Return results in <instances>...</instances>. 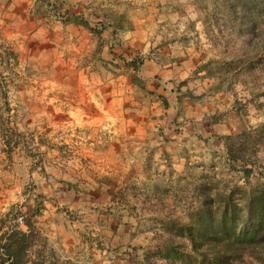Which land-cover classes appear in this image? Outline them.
I'll return each mask as SVG.
<instances>
[{"label": "rangeland", "instance_id": "1", "mask_svg": "<svg viewBox=\"0 0 264 264\" xmlns=\"http://www.w3.org/2000/svg\"><path fill=\"white\" fill-rule=\"evenodd\" d=\"M230 2L199 1L207 41L194 39L198 35L195 26L182 28L192 41L190 45L200 49L191 75L196 80L194 84L200 86L179 89L178 104L172 106L160 96L155 98L157 103H152L155 95L145 89L138 75L142 58L126 60L120 45L116 42L109 47L99 29L89 27V53L72 58L67 51H56L55 45L41 41L42 35H31L35 28L25 25L26 18L20 15L19 7L0 0V218L4 214L2 217L13 223L17 215L24 216L23 204L32 198L38 184L34 175L49 167L52 160L73 156L81 161L77 149L80 138H75L79 127L65 120L72 97L86 93L83 85H88L89 96L107 102L115 90V96L122 98L119 107H96L105 115L115 112L122 120L114 123L109 117L110 121L99 125L100 130L128 128V120L145 108L153 131L191 128L206 138L195 143L197 158L183 172L177 171L167 179L154 176L147 193L134 200V216L122 218L124 226L135 229L130 235L131 243L109 246L108 260L142 264L147 258L156 264H198L184 225L193 223L204 198L216 211L222 198L227 196L237 203L251 188L264 183V34L257 30L256 37H251L240 32L238 19L232 14L240 4L234 0L235 5L229 7ZM119 11L106 13L119 29L128 27L129 11L123 6ZM49 15L67 19L54 6ZM188 19L186 24L193 22L192 17ZM63 44L64 41L59 43ZM130 61H135V68ZM134 101V105L129 104ZM168 113L172 119L169 125L162 122ZM200 120L210 126L193 124ZM244 129H260L256 136L252 133L251 138L257 142L254 148L243 137H237ZM103 135L102 139L108 140L107 134ZM241 143L248 148L243 158L251 168L248 174L241 161H233L226 149V145L236 148ZM155 155L151 163L156 168ZM155 168L154 175L160 172Z\"/></svg>", "mask_w": 264, "mask_h": 264}, {"label": "crops", "instance_id": "2", "mask_svg": "<svg viewBox=\"0 0 264 264\" xmlns=\"http://www.w3.org/2000/svg\"><path fill=\"white\" fill-rule=\"evenodd\" d=\"M8 1L10 7H19L20 15L26 18L25 25L35 28L31 35H42L41 41L52 43L56 51H67L72 58L89 53V27L99 29L109 47L117 42L126 60L140 56L138 75L145 89L153 91L152 103H157L155 98L160 96L176 106L179 89L200 86L194 84L196 80L191 76L200 49L190 45L192 41L182 29L185 25L195 26L198 35L194 39L208 40L199 13L200 0ZM51 6L61 9L67 19L51 17ZM121 6L129 11L131 23L119 29L106 10L111 14L121 12ZM190 17L193 22L186 24ZM63 41L65 44L60 46ZM83 88L86 93L72 97L65 119L71 126L79 127L75 138H80L77 149L81 161L73 156H58L34 175L38 184L32 198L23 204L26 222L22 225H16L15 218L11 223L1 214L0 242L13 227L26 233L32 231L26 264H118L109 262L108 249L131 243L130 235L135 229L124 226L122 218L134 216V200L147 193L154 176L167 179L177 171L183 172L197 158L195 143L206 138L191 128L153 131L145 108L128 120V128L113 125L112 130L102 131L99 125L110 121L109 117L114 123L122 117L115 112L102 114L99 108L115 109L122 98L115 96L114 90L112 99L106 102L89 96L88 85ZM129 104L134 105L135 101ZM91 107L94 108L90 113ZM168 116L162 118L167 125L172 121L170 113ZM201 121L193 124L210 126ZM215 125L218 124H211ZM103 134L108 140L102 139ZM153 154L158 160L154 163L156 168L151 163ZM154 168L160 172L152 174Z\"/></svg>", "mask_w": 264, "mask_h": 264}, {"label": "trees", "instance_id": "3", "mask_svg": "<svg viewBox=\"0 0 264 264\" xmlns=\"http://www.w3.org/2000/svg\"><path fill=\"white\" fill-rule=\"evenodd\" d=\"M235 1H239L240 6L237 11L233 9L232 14L238 19L239 31L251 37H256L257 30L264 34V0ZM234 5L231 0L229 7ZM261 46L264 49V38ZM129 64L136 67L135 61ZM259 131L244 129L237 137H243V141L250 142V148H254L257 142L251 138L252 133L256 136ZM226 149L233 161H241L246 174L251 172L248 161L243 159L248 153L247 147L241 143L236 148L226 145ZM184 227L191 251L197 252L198 264H264V183L251 188L237 203L227 196L222 198L216 211L211 208L209 199L204 198L203 207L196 211L193 223ZM32 240V231L26 233L11 228L0 242V264H26ZM142 264L156 263L146 258Z\"/></svg>", "mask_w": 264, "mask_h": 264}, {"label": "built area", "instance_id": "4", "mask_svg": "<svg viewBox=\"0 0 264 264\" xmlns=\"http://www.w3.org/2000/svg\"><path fill=\"white\" fill-rule=\"evenodd\" d=\"M15 223H16V225H22L24 223V216L23 215H17L15 217Z\"/></svg>", "mask_w": 264, "mask_h": 264}]
</instances>
